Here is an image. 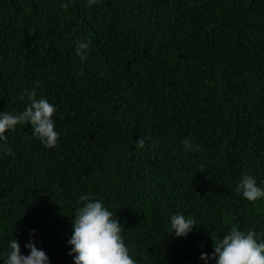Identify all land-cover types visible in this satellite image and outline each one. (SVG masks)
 <instances>
[{
  "label": "trees",
  "instance_id": "trees-1",
  "mask_svg": "<svg viewBox=\"0 0 264 264\" xmlns=\"http://www.w3.org/2000/svg\"><path fill=\"white\" fill-rule=\"evenodd\" d=\"M26 88L55 106L59 139L24 123L0 141V264L15 238L75 264L82 195L136 264H216L234 225L264 242V197L236 191L245 175L264 188V0H0V113L24 110ZM178 212L186 237L170 236Z\"/></svg>",
  "mask_w": 264,
  "mask_h": 264
},
{
  "label": "clouds",
  "instance_id": "clouds-1",
  "mask_svg": "<svg viewBox=\"0 0 264 264\" xmlns=\"http://www.w3.org/2000/svg\"><path fill=\"white\" fill-rule=\"evenodd\" d=\"M89 5L96 0H88ZM65 10L69 4L61 5ZM90 46L89 40H81L76 45V55L82 60L86 58ZM38 86V85H37ZM19 100H27L26 108L17 113H0V141L7 144L8 130H15L20 124L29 123L34 135L46 148H54L59 139V133L55 130L53 116L56 108L46 98H38L36 88L24 89ZM182 143L186 150L199 151L198 145H194L190 139H184ZM144 138L137 140V147L144 148ZM3 145H0L2 148ZM6 155L12 154L11 147L4 148ZM236 191L243 198L255 201L264 197V188L258 187L256 180L245 175L241 178ZM83 206L77 209L76 216L72 220V235L68 243L72 246L69 252L74 257L75 264H136L130 256L121 236L122 225L118 218L113 219V212L104 207L99 200H92L88 196H81ZM142 222V221H141ZM172 232L176 237H186L195 228L192 218H186L183 213H177L171 217ZM33 234L35 230H32ZM214 240V239H213ZM30 250L29 255L21 254V246L17 238L10 241V251L4 264H49V257L45 251L36 247L30 240L24 245ZM211 258L216 264H264V242H258L256 233L252 230L241 231L237 226H232L230 231L220 240H214ZM202 260L209 259L208 253H203Z\"/></svg>",
  "mask_w": 264,
  "mask_h": 264
}]
</instances>
